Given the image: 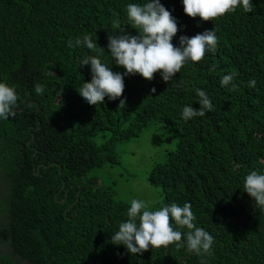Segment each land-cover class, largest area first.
I'll return each instance as SVG.
<instances>
[{
	"label": "trees",
	"instance_id": "trees-1",
	"mask_svg": "<svg viewBox=\"0 0 264 264\" xmlns=\"http://www.w3.org/2000/svg\"><path fill=\"white\" fill-rule=\"evenodd\" d=\"M144 2L0 0V82L19 96L15 115L0 120V191L7 189L0 193V264H264V208L243 191L249 172L264 173V0H252L251 12L237 8L208 21L188 17L180 0H160L177 20L174 46L180 35L214 30L216 50L185 63L168 83L158 73L150 81L124 76L121 97L86 104L76 89L91 75L80 58L95 55L123 73L107 37L138 35L126 5ZM84 35L94 49L68 47ZM233 72L222 87L221 77ZM196 89L214 107L185 121L182 108L199 107ZM155 124L175 147L152 167L149 183L162 189L159 208L191 204L195 227L214 238L206 253L182 243L128 254L110 237L130 204L82 180L117 160L113 139L129 141ZM173 227L183 242L190 230Z\"/></svg>",
	"mask_w": 264,
	"mask_h": 264
},
{
	"label": "clouds",
	"instance_id": "clouds-1",
	"mask_svg": "<svg viewBox=\"0 0 264 264\" xmlns=\"http://www.w3.org/2000/svg\"><path fill=\"white\" fill-rule=\"evenodd\" d=\"M183 12L191 18L199 17L202 21L213 20L225 13H232L240 8L244 12L252 11V0H180ZM127 20L138 29V35L126 31L121 34H109L107 49L113 62L122 66L124 72H113L111 67L102 63L95 55L81 57L79 67L88 66L91 80L76 89L82 100L88 105L103 104L105 97L115 100L121 97L124 89V76L139 74L146 80H152L158 73L161 80H172L185 63L201 61L205 52H214L217 48V36L214 30H205L192 37L180 35L178 45L172 43L178 32L177 20L160 0H145L144 3L126 5ZM95 44L88 35L68 41V47L94 49ZM235 73L223 75L220 85H230ZM255 80H248V87H255ZM235 87V85H232ZM35 93L41 94L43 86L37 84ZM154 91V89H153ZM199 107L186 105L181 117L185 121L194 117H203L213 109L209 96L202 89H196ZM19 96L14 86L0 82V120H7L15 115ZM123 102V101H121ZM243 191L252 201L264 208V173L256 170L249 172L243 183ZM149 204L144 200L132 199L127 209L126 221L118 225V230L111 235L114 245H122L128 254H142L149 248L186 245L187 250L197 255L209 251L214 238L202 228L195 227L191 204L182 206L173 202L157 210H148ZM170 220L173 222L170 224ZM174 225L186 227L190 231L182 233Z\"/></svg>",
	"mask_w": 264,
	"mask_h": 264
},
{
	"label": "rangeland",
	"instance_id": "rangeland-1",
	"mask_svg": "<svg viewBox=\"0 0 264 264\" xmlns=\"http://www.w3.org/2000/svg\"><path fill=\"white\" fill-rule=\"evenodd\" d=\"M108 139L104 134L103 143ZM97 141V142H98ZM112 145L117 153V160L108 162L98 170L87 173L85 186L88 189H102L111 198L131 203L132 199L144 200L148 210H156L162 201V189L149 183L148 175L152 167L165 161L166 154L175 147V142L168 141V136L161 125L147 127L137 138L123 142L113 139ZM1 189L0 193H6ZM5 248L0 247V252Z\"/></svg>",
	"mask_w": 264,
	"mask_h": 264
},
{
	"label": "water",
	"instance_id": "water-1",
	"mask_svg": "<svg viewBox=\"0 0 264 264\" xmlns=\"http://www.w3.org/2000/svg\"><path fill=\"white\" fill-rule=\"evenodd\" d=\"M32 139H33V137H32ZM62 187H64V185H62Z\"/></svg>",
	"mask_w": 264,
	"mask_h": 264
}]
</instances>
